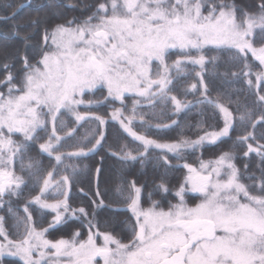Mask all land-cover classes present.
I'll return each mask as SVG.
<instances>
[{"label": "snow or ice", "instance_id": "obj_1", "mask_svg": "<svg viewBox=\"0 0 264 264\" xmlns=\"http://www.w3.org/2000/svg\"><path fill=\"white\" fill-rule=\"evenodd\" d=\"M66 6L76 8L77 4L69 0ZM83 7L91 11L79 20L68 19L48 27L47 20L37 18L19 25L15 23L18 12L10 11L9 0H0V25L8 29L3 38L10 40L18 37L21 29L27 30L20 37L25 51L19 57V77L11 71L13 64L5 63L6 75L0 81L5 89L0 91V209L7 208L19 236L16 240L9 238L5 217L0 216V257L5 253L18 256L23 264H264V167L258 165L259 177L242 174L234 163L233 151L222 152L214 161L200 160L199 167L183 164L187 175L174 192L178 202H168L167 208L155 200L143 207L142 187L135 181L120 179L114 192L131 215L114 219L111 227H130L128 242L111 230H99L96 210L107 206L102 198L91 201V213L84 207L71 209L68 203L73 183L87 169L79 161L96 152L106 139L99 128L89 129L77 138L82 122L105 124L103 117L78 110L80 105L93 104L85 101L86 93L106 89L104 100L122 105L129 94L140 98L134 100L129 115L125 116L120 108L112 112L111 118L119 121L123 131L140 145L136 155L124 145L119 158H139L143 165L150 149L160 150L157 166L163 165L164 175L179 167L169 164V153L180 160L184 152L200 148L205 142H222V138L229 137L234 121L252 129L257 124L264 127V114L254 119L255 113L247 105L237 103L234 115L223 103L209 99V83L205 82L208 66H212L210 74L216 75L223 62L241 66L239 72L230 74L243 80L250 90L264 87V0L255 13L238 7L235 0H98ZM37 28L42 30V43L39 58L32 60L26 50ZM249 53L259 61L260 71L253 73ZM171 55L178 58L168 63ZM189 66L199 68L195 72L199 87L193 83L184 94L200 92L204 99L196 103L218 109L223 114V128L206 132L194 141L171 143L135 131L136 121L143 133L171 127L145 119L148 115L155 119L158 107L162 114L172 104L173 114H179L192 106V102L171 95L176 83L189 75ZM253 74L255 84L250 78ZM255 95L256 103L264 109V94L255 91ZM142 101L147 102L149 112L139 111L144 106ZM65 117L74 118L73 127L68 128ZM259 139H264V132ZM250 140L257 141L253 131L237 137L235 143L246 145L244 156L255 153L264 164V144L257 141L254 147ZM68 141H75L73 150H62ZM34 146L39 149L36 157L31 155ZM40 154L49 158L48 169L38 158ZM244 167L247 173L248 165ZM87 178L94 181V195L99 198L101 169H95L94 175ZM245 179L253 183L246 184ZM29 180L39 186L40 194L25 202L24 215L20 216L12 198L23 195ZM156 188L169 192L163 182ZM186 193L196 194L198 202L189 206ZM148 198L152 199L151 192ZM49 199L54 202L49 203ZM34 205L41 212L55 213L47 228L37 230L30 211ZM77 213L87 221L86 239L79 238V230L73 231L70 238L53 241L45 237L49 229L66 223L70 217L79 218Z\"/></svg>", "mask_w": 264, "mask_h": 264}, {"label": "trees", "instance_id": "obj_2", "mask_svg": "<svg viewBox=\"0 0 264 264\" xmlns=\"http://www.w3.org/2000/svg\"><path fill=\"white\" fill-rule=\"evenodd\" d=\"M26 0H9L14 10L19 4ZM77 4L76 8H69L66 5L69 0H29L28 3L23 6L16 17L15 23L19 25L27 24L33 19H41L48 21V27H51L53 23H62L65 20L76 18L77 20L84 18L89 14L91 9L84 8L85 4H94L98 0H72ZM238 7L243 8L249 12L255 13L258 11V5L261 0H235ZM25 29L20 30V35L10 40L3 38L4 34L8 33V29L3 25H0V81H2L6 75L3 65L5 63H12L13 67L11 71L13 74L19 77L21 70L20 55L25 51L24 41L20 38L26 34ZM30 46L26 50L30 59L35 60L39 58L38 47L42 43V30L37 28L30 38ZM176 55H171L168 63L177 59ZM250 61L253 65V73L261 70L259 61L251 58ZM209 73H205V82L209 83L208 98L218 100L225 106L229 107L233 111L234 115L237 103L240 105H247V107L255 113L254 119L258 120L261 114H264V109H261L258 103H256L257 97L255 91H260L264 94V87L259 90H250L248 85L243 80H236L230 73L239 72L241 66L239 64L219 63V67L216 69V75L210 74L212 66L209 65ZM199 71V68L192 69L189 66V75L182 78L176 83L175 90L171 95H176L178 99L184 102H192V106L179 114H173V105L168 104L163 109L158 107L155 109L156 118L152 115L145 117L146 120H150L153 124H165L171 125L166 128H153L151 132L143 133V129L139 125V121L135 122L134 130L148 135L150 139L157 140L159 142H176L180 139L195 140L200 136L205 135L206 132L219 131L224 126L223 114L218 109L213 108L212 105L204 103L197 104V100L204 99L200 92H189L184 94V89L189 88L191 84L196 83L199 87V77L195 75V72ZM225 73L229 75L225 76ZM173 75H175L173 73ZM255 84V75L250 77ZM230 83H228V82ZM2 87H0L1 89ZM202 91V89H201ZM107 95L106 89H97L94 93H86L84 96L85 101L91 100L93 104L91 106L80 105L78 110L80 112L90 111L92 114L99 115L104 118L105 124L99 125L97 121L82 122L83 127L79 129L77 138L84 134L87 130H95L99 128L105 133L106 139L102 143V146L97 149L96 152L90 153L87 157L82 158L79 161L80 166L83 168L87 166L86 172L81 173L77 181L73 183L68 203L71 209H79L80 207L86 208L90 213L93 210L92 200L103 199L106 207H102L96 210L95 220L98 222L99 230L101 232L111 230L117 238L128 242L131 237V228L125 227L120 224H116L115 227H111V222L116 219H126L130 217L131 213L127 211L124 203L118 199L114 190L120 179H124L127 182L135 181L136 186L142 187V205L147 208L151 205L152 200L160 201L161 204L167 208L168 202L176 203L177 197L174 196L175 190L179 187V184L183 180L186 168L182 165L185 163L193 166L199 164L200 160L209 161L216 159L224 151H233L235 154L234 163L240 169L242 174L254 173L257 177L260 176V167H264L260 158L255 153H250L249 156H244L243 153L247 150L246 145L236 144V139L239 136L244 135L247 131H253L257 137V141L260 144H264V139H259L264 127L257 124L255 129L250 126L245 127L239 125L234 121V127L230 129L229 137L222 138V142L217 144H209L205 142L204 146L195 150H188L183 153V159L177 160L172 154H168L167 159L170 165H179V167L171 168L167 171V175H164L165 168L161 164L157 166L156 157L160 155V150H149L148 160L142 165L140 159L137 160H122L119 158L121 148L127 145V150H131L133 155H136L137 148L140 147L139 142L133 141L132 138L123 131L119 121L111 118L114 109L120 108L124 112V115H129V111L133 105L135 99L131 94L127 96L122 105L119 101H105L104 97ZM143 107L139 109L142 112H149L146 101L141 102ZM68 128L73 127L74 118L65 117ZM176 121L175 124H172ZM51 128V124L49 125ZM63 135V132L59 133ZM257 141H249L253 143L255 147ZM43 142V141H40ZM75 141H68L64 144L62 150L71 151ZM142 150V149H141ZM39 149L38 146H34L31 155L36 157ZM116 153V155H113ZM43 161L45 169L50 167V160L46 154H40L38 157ZM245 164L248 165L247 173H245ZM260 165V167H258ZM101 169L100 179V192L101 196L98 198L94 195L95 183L87 178L89 175H94L95 169ZM19 173V169L17 168ZM25 179L28 177L25 175ZM59 179V177H57ZM161 182L165 183L169 188L168 193H162L156 186ZM246 184H251L253 181L244 180ZM83 190V191H81ZM51 191V190H50ZM152 193V199L149 200L148 193ZM84 193H88L86 196ZM39 186L35 185L33 181L29 180L28 186L24 189V193L19 198H12V204L14 208L19 210V215L23 216V205L26 201L39 195ZM196 194L186 193L185 200L189 205L195 204L198 199L195 198ZM63 199V197H59ZM54 200L49 199L48 202ZM35 221L37 230L47 228L49 221L55 213L51 210H43L41 212L38 206H33L30 209ZM79 217V213L76 214ZM0 216L5 217V228L9 232V238L16 240L19 238L17 230L13 227L14 220L9 216L7 208L0 209ZM79 230L81 233L80 239H86L88 235L87 221L83 217L69 218L66 223L58 225L54 229H49L45 234V237L49 240H58L60 238H70L73 231ZM22 232L23 229L21 228ZM99 242V240H98ZM0 264H23V261L16 256L4 255L0 257Z\"/></svg>", "mask_w": 264, "mask_h": 264}, {"label": "rangeland", "instance_id": "obj_3", "mask_svg": "<svg viewBox=\"0 0 264 264\" xmlns=\"http://www.w3.org/2000/svg\"><path fill=\"white\" fill-rule=\"evenodd\" d=\"M5 89L4 88H1L0 89V91H4ZM198 139V138H197ZM196 140V139H195ZM194 141V140H193ZM215 159H213L212 161H214ZM210 161V160H209ZM205 162H207V161H205ZM194 167H199V164H197V165H195ZM185 175H187V169H186V173H185ZM176 191V190H175ZM54 202V201H53ZM177 202H178V198H177ZM176 202V203H177ZM198 202V201H197ZM196 202V203H197ZM49 203H51V202H49ZM194 205V204H193ZM189 206H192V205H189ZM0 241H2V238H0ZM99 242H102V238H99ZM5 255H10V254H8V253H5ZM10 256H13V255H10ZM16 257H18V256H16ZM99 259V258H98ZM100 264H103V262L102 261H100Z\"/></svg>", "mask_w": 264, "mask_h": 264}, {"label": "water", "instance_id": "obj_4", "mask_svg": "<svg viewBox=\"0 0 264 264\" xmlns=\"http://www.w3.org/2000/svg\"><path fill=\"white\" fill-rule=\"evenodd\" d=\"M28 1H29V0H26L25 2L19 4L14 10L18 12V11L22 8V7H20V6H21V5L25 6V5L28 3Z\"/></svg>", "mask_w": 264, "mask_h": 264}]
</instances>
